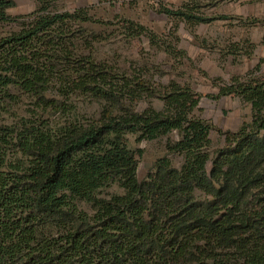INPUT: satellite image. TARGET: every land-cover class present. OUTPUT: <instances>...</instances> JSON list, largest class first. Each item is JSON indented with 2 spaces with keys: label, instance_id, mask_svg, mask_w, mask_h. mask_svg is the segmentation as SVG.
<instances>
[{
  "label": "trees",
  "instance_id": "16d2710c",
  "mask_svg": "<svg viewBox=\"0 0 264 264\" xmlns=\"http://www.w3.org/2000/svg\"><path fill=\"white\" fill-rule=\"evenodd\" d=\"M35 1L36 10L14 17L15 0H0V109L24 96L36 106L0 122V264H264V79L220 88L217 97L241 98L252 116L213 151V126L194 114L200 96L191 87L172 81L157 92L120 73L94 54L102 37L94 27L111 21ZM199 6L161 12L197 24L230 18ZM123 21L133 36L158 40ZM144 95L164 109L136 110ZM76 97L111 107L83 119L69 103ZM129 135L168 137L167 154L144 179L143 151ZM171 154L183 156L180 167Z\"/></svg>",
  "mask_w": 264,
  "mask_h": 264
},
{
  "label": "rangeland",
  "instance_id": "374dc122",
  "mask_svg": "<svg viewBox=\"0 0 264 264\" xmlns=\"http://www.w3.org/2000/svg\"><path fill=\"white\" fill-rule=\"evenodd\" d=\"M8 10L19 16L36 10L35 0H15ZM200 4L197 12L208 17L228 16L211 23H188L161 12L162 7L187 9ZM86 8L95 18L111 21L108 28L94 27L101 39L94 43V54L118 69L120 73L141 76L151 81L157 92L172 81L189 86L200 96L194 114L213 126L212 150L227 145L226 134L236 132L251 120L248 102L237 96H220V88L234 78L264 79V0H59L54 11H75ZM145 25L158 35L153 41L146 34L133 36L120 26L124 21ZM10 29L7 27L6 30ZM16 93V90L13 89ZM83 119H99L111 107L104 101L76 97L70 100ZM0 109L1 123H14L17 116H28L36 107L28 97L16 102H6ZM136 110L148 108L162 110L164 102L159 97H144L134 105ZM51 115V120H59ZM178 134L171 135L178 139ZM130 146L142 150L137 155L139 177L153 169L158 158L167 154L168 137L138 142L136 136L127 137ZM175 167H180L183 156L171 154ZM118 188H110L111 192ZM88 208V206H85Z\"/></svg>",
  "mask_w": 264,
  "mask_h": 264
}]
</instances>
